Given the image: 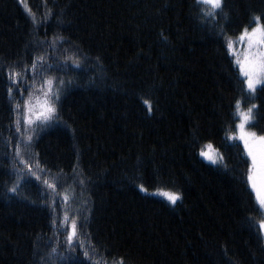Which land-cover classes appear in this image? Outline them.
I'll use <instances>...</instances> for the list:
<instances>
[{
	"label": "trees",
	"instance_id": "trees-1",
	"mask_svg": "<svg viewBox=\"0 0 264 264\" xmlns=\"http://www.w3.org/2000/svg\"><path fill=\"white\" fill-rule=\"evenodd\" d=\"M201 7L0 0V264H264L251 160L231 138L237 100L256 103L250 124L264 135V91L245 90L226 44L254 15L264 22V0H223L226 19L217 10L205 20ZM37 56L55 67L38 62L33 78ZM43 80L60 90L56 117L44 127L22 122L18 136L13 107ZM205 144L223 160L204 159ZM18 172L20 195L8 193Z\"/></svg>",
	"mask_w": 264,
	"mask_h": 264
},
{
	"label": "snow or ice",
	"instance_id": "snow-or-ice-1",
	"mask_svg": "<svg viewBox=\"0 0 264 264\" xmlns=\"http://www.w3.org/2000/svg\"><path fill=\"white\" fill-rule=\"evenodd\" d=\"M21 3L24 0H20ZM198 6L201 7V12L203 13V19L205 20H215L217 10L224 15V18H227V14L224 13L223 8V0H197ZM31 13V9H28ZM33 15V22L35 23V16ZM254 25V26H252ZM251 26V27H250ZM250 28V30H249ZM57 39L63 40V37H58ZM247 41L248 52L245 53L244 59L241 60L239 58L236 59V64L239 66V71L241 76L243 77V84L245 86V90L248 93L254 94L257 91V87H260L261 91H264V22H261L260 15H254L252 20L250 21V25H246L243 27L240 35L237 37V41ZM227 48L229 50H233V42L231 40L226 41ZM51 46V45H50ZM69 57H65V63ZM99 58H97L98 60ZM40 63V68H48L51 69L55 67L52 64H45L43 56H37L33 59L31 64V71L33 72V78L35 76V72L37 69V63ZM73 63L76 67H80V63L78 59L73 60ZM27 68V66H25ZM57 70H62L58 68ZM21 73L10 72L9 77L12 79L13 83L19 79ZM46 84L51 85V80H46ZM59 83L63 85L65 82L60 80ZM71 83V80L68 81ZM17 90L23 95V90L19 88L17 85ZM8 93L11 95L12 88L8 89ZM60 100V90L57 89L53 91L51 87L48 89V94H46V100L44 104L40 107L39 110H33L29 105V101L25 100L24 104L21 106L19 104L13 107V113L15 115V119L12 121V125L15 127V132L18 136L21 135V124L23 122L24 125H32L35 124L36 121H39L40 127L47 126L50 124L56 117L57 108L56 102ZM147 105L148 102L145 101ZM240 101H236L237 112L239 115L240 123L236 125L238 129V136L231 137L232 139H238L243 142L244 149L246 151L247 157L250 158L251 164L249 166V171L247 175V181L251 185V188L255 192L256 200L258 201V210L264 211V135H257L255 132H250L246 129V126L249 122L254 121V117L252 115V110L255 108V105L250 106L247 111H240ZM148 110L151 111V105H148ZM26 141L30 143L32 141V136L28 135L26 137ZM20 139H17L15 146V153L17 156H20ZM205 148H211V145H205ZM201 156L206 157L212 163H218L223 160V157L217 153L214 157L208 151H204L203 149L200 152ZM21 162L24 163L29 170H31V165H28L26 161H24L21 157ZM226 166V165H225ZM23 170H20L22 172ZM20 172L17 174L16 181L13 182L11 187L7 188L8 193H12L15 195H20L19 188L20 184L23 182V177L20 175ZM34 175V173H32ZM44 185H46L49 189H55V184H50L48 180L43 181ZM142 191H147L143 187V185L139 186ZM167 198L171 203L175 204L177 199H179L178 193H168L166 194ZM63 199L67 201L68 197L64 196ZM55 201H53V206L55 205ZM69 220V216L67 212L64 213L63 220L61 223H65ZM55 223V221H53ZM258 227L261 232H264V220H260L257 222ZM65 231L68 232L67 241L69 245L73 240V237L76 235V220L72 218L71 231H68L65 228ZM264 239V236L261 237ZM83 247V245H81ZM53 252L56 249H52ZM85 257H88V252L85 251L83 253ZM43 259V257H41ZM123 264V261L120 262Z\"/></svg>",
	"mask_w": 264,
	"mask_h": 264
},
{
	"label": "rangeland",
	"instance_id": "rangeland-1",
	"mask_svg": "<svg viewBox=\"0 0 264 264\" xmlns=\"http://www.w3.org/2000/svg\"><path fill=\"white\" fill-rule=\"evenodd\" d=\"M250 30V28H249ZM229 40H231L233 42V50H231L232 54L235 57V60L237 58L243 60L245 53L248 52V45H247V41H237V37L236 38H230ZM39 85H41V88L29 99V105L31 106V108L33 110H39L40 107L44 104L45 100H46V94H48V89L49 87L52 88V84L48 85L45 83V80H43ZM259 87V86H258ZM257 87V88H258ZM252 105L256 106V103H253ZM251 105V106H252ZM250 106L246 107L245 105H243L242 103H240V111H247V109ZM252 115H253V110H252ZM237 116H238V121H237V125L240 123V119H239V115L237 112ZM39 122V121H36ZM251 122H249V124L246 126V129L250 132H255L257 135H261L258 132H256L252 127H251ZM237 134H239L238 129H237ZM238 136V135H236ZM205 145H209V144H205ZM205 145L203 146V150L204 151H208L211 155H213L214 157L217 155V151L215 150V148H213V146L211 145V148H205ZM204 159L208 160L206 157L202 156ZM209 161V160H208ZM169 193H176V192H171L169 191ZM168 194V193H167ZM264 234V232H262ZM102 264H118L115 260L114 261H102Z\"/></svg>",
	"mask_w": 264,
	"mask_h": 264
}]
</instances>
